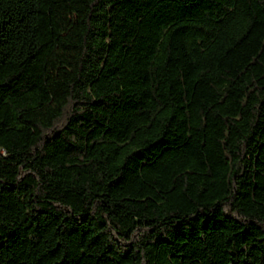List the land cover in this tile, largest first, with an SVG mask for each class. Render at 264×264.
<instances>
[{
  "label": "trees",
  "instance_id": "1",
  "mask_svg": "<svg viewBox=\"0 0 264 264\" xmlns=\"http://www.w3.org/2000/svg\"><path fill=\"white\" fill-rule=\"evenodd\" d=\"M0 264H264V0H0Z\"/></svg>",
  "mask_w": 264,
  "mask_h": 264
}]
</instances>
